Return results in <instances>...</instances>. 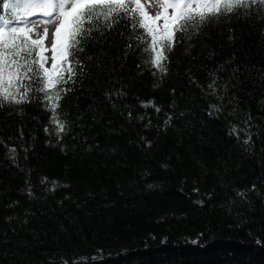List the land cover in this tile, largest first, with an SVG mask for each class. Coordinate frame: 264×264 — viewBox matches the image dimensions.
Here are the masks:
<instances>
[{
    "label": "trees",
    "instance_id": "trees-1",
    "mask_svg": "<svg viewBox=\"0 0 264 264\" xmlns=\"http://www.w3.org/2000/svg\"><path fill=\"white\" fill-rule=\"evenodd\" d=\"M94 23L63 132L42 93L0 105V264H264V4L177 33L166 72Z\"/></svg>",
    "mask_w": 264,
    "mask_h": 264
},
{
    "label": "snow or ice",
    "instance_id": "snow-or-ice-1",
    "mask_svg": "<svg viewBox=\"0 0 264 264\" xmlns=\"http://www.w3.org/2000/svg\"><path fill=\"white\" fill-rule=\"evenodd\" d=\"M157 2L162 11L155 16L145 10L141 0H7L2 3L7 14L0 16V105L22 104L29 100L30 94L42 93V99L53 113L52 122L58 125V132H63L65 122L59 119L56 109L62 93L67 91L63 85L75 76L74 65L80 64L74 51L82 50V41L96 27L94 22L110 21L114 16L118 19L123 13L132 20L133 28L143 30L136 39L145 45L146 63L166 72L162 61L167 59L165 53L171 50L177 33L195 30L210 17L227 15L238 8L247 9L257 0ZM261 2L264 4V0ZM50 24L56 26L51 45L46 47L44 41L49 37L47 26ZM49 51L51 57L47 56ZM214 87L215 82L209 85ZM212 107L219 111L215 105ZM11 151L15 153L14 148ZM246 191H239L237 195L246 199Z\"/></svg>",
    "mask_w": 264,
    "mask_h": 264
},
{
    "label": "rangeland",
    "instance_id": "rangeland-1",
    "mask_svg": "<svg viewBox=\"0 0 264 264\" xmlns=\"http://www.w3.org/2000/svg\"><path fill=\"white\" fill-rule=\"evenodd\" d=\"M141 3L143 4L145 10L152 16H155L157 12H161L162 9L160 7V4L157 2V0H141ZM171 11V10H170ZM162 23V21H161ZM56 25L50 24L47 27L49 28V37L44 41L46 47H50L52 42V33L54 31ZM42 31V29H41ZM47 56L51 57V52H47ZM51 60H49V63Z\"/></svg>",
    "mask_w": 264,
    "mask_h": 264
}]
</instances>
